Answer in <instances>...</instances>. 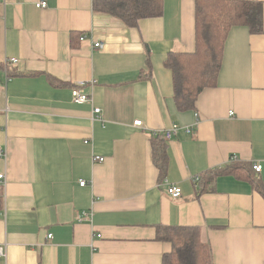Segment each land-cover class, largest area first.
Masks as SVG:
<instances>
[{"label":"crops","instance_id":"crops-1","mask_svg":"<svg viewBox=\"0 0 264 264\" xmlns=\"http://www.w3.org/2000/svg\"><path fill=\"white\" fill-rule=\"evenodd\" d=\"M40 1L0 0V264H161L173 225L199 227L214 264H264V30L232 27L216 84L181 110L164 62L196 50L195 0L137 27L93 0Z\"/></svg>","mask_w":264,"mask_h":264},{"label":"trees","instance_id":"trees-1","mask_svg":"<svg viewBox=\"0 0 264 264\" xmlns=\"http://www.w3.org/2000/svg\"><path fill=\"white\" fill-rule=\"evenodd\" d=\"M195 7L196 50L169 52L164 62L172 72L174 97L181 110L194 108L200 93L216 84L232 27L246 25L252 33L264 30L262 1L195 0ZM93 8L118 18L127 26L137 27L141 19L161 16L164 0H93ZM166 157L165 147L158 149L155 161L163 176L167 172ZM198 186L202 191L200 181ZM256 188L264 195L262 182H257ZM158 237L173 245L161 264H214L212 248L202 241L199 227L161 226Z\"/></svg>","mask_w":264,"mask_h":264},{"label":"built area","instance_id":"built-area-1","mask_svg":"<svg viewBox=\"0 0 264 264\" xmlns=\"http://www.w3.org/2000/svg\"><path fill=\"white\" fill-rule=\"evenodd\" d=\"M39 7H46L48 5L47 1L43 0L38 2L37 4ZM81 39L85 40V39H91L93 42V46L96 48H102L104 47V42L102 40H97L95 39V35H93L92 33H86L83 34ZM19 62V60L17 58H11L10 60H8V66H11V68H13L14 65H17V63ZM85 83H81L78 87H75L73 89V97L75 102L77 103H84V102H90L92 100V95L83 91L81 89V86H83ZM94 119H100L102 120V109L100 107H95L94 110ZM136 125L142 126L143 125V121L142 120H136L134 122ZM180 129L178 124H174L172 128L170 129H165L162 132H157L158 134H161L162 137L165 140H169L171 139V137ZM191 128H188V131H190ZM87 142V141H86ZM7 151L4 148H0V157H4L6 155ZM100 160H104V157H97ZM253 168L255 169L256 173H260L262 171L263 165L262 163H254ZM200 176H195L193 177V181L198 184V182L200 181ZM7 181V176H6V172H1L0 173V186L5 185ZM87 183L86 180H82L80 181V185L81 186H85ZM168 191L170 193V195L174 198H178L182 195V188L178 185L175 184H171L168 187ZM49 237H52V235L50 234ZM4 248L0 246V255H4Z\"/></svg>","mask_w":264,"mask_h":264}]
</instances>
